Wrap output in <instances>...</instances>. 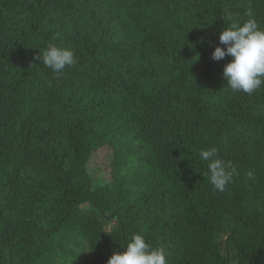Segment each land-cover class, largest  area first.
<instances>
[{
  "label": "trees",
  "instance_id": "trees-1",
  "mask_svg": "<svg viewBox=\"0 0 264 264\" xmlns=\"http://www.w3.org/2000/svg\"><path fill=\"white\" fill-rule=\"evenodd\" d=\"M249 12L264 28V0H0V264H107L134 234L167 264H264V86L211 58ZM50 43L76 63L44 66Z\"/></svg>",
  "mask_w": 264,
  "mask_h": 264
},
{
  "label": "clouds",
  "instance_id": "clouds-1",
  "mask_svg": "<svg viewBox=\"0 0 264 264\" xmlns=\"http://www.w3.org/2000/svg\"><path fill=\"white\" fill-rule=\"evenodd\" d=\"M249 19L241 23H233L219 34V44L212 53V59L219 61L226 56L232 59L223 69V78L227 88L233 92L252 94L264 86V28H261L252 13ZM40 62L50 68L55 74H60L66 67L76 63L71 49L47 45L43 50ZM200 159L207 162L209 183L216 191H224L237 175L232 167L218 154L215 147L201 150ZM251 175V173H249ZM107 264H167L166 254L162 247L152 248L141 234H134L126 242L123 251L113 252Z\"/></svg>",
  "mask_w": 264,
  "mask_h": 264
},
{
  "label": "rangeland",
  "instance_id": "rangeland-1",
  "mask_svg": "<svg viewBox=\"0 0 264 264\" xmlns=\"http://www.w3.org/2000/svg\"><path fill=\"white\" fill-rule=\"evenodd\" d=\"M109 154L110 149L109 148H103L97 151L92 159V162L90 165H93L96 169H94L97 175H104L103 172L106 170V166L109 164ZM97 168H99L101 171H98Z\"/></svg>",
  "mask_w": 264,
  "mask_h": 264
}]
</instances>
